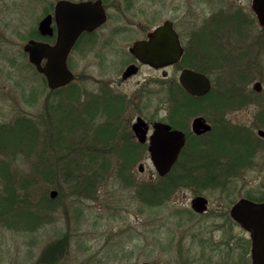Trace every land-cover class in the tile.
I'll use <instances>...</instances> for the list:
<instances>
[{
  "label": "rangeland",
  "instance_id": "1",
  "mask_svg": "<svg viewBox=\"0 0 264 264\" xmlns=\"http://www.w3.org/2000/svg\"><path fill=\"white\" fill-rule=\"evenodd\" d=\"M56 1L0 0V125L27 117L39 130V139L52 143L47 151H42L40 142L31 156L17 150L13 158L7 157L9 167L18 174L17 178H28L35 176L34 168L42 169L49 156L57 167L54 170L58 171L54 186H50L47 177L33 188L32 201L57 191L55 202L46 211L47 218L37 228L16 230L0 225V264H44L46 248L56 243L61 244L62 250L54 264H240L241 248L249 235L229 222L228 211L241 198L264 199V139L256 135L258 129L264 130V71H252L245 80L244 73L240 72L213 74V79L218 77L217 83L220 82L214 85L211 95L217 97L215 110L205 107L210 99L198 104L201 108L192 102L196 110L185 111L188 122L194 116L203 115L217 119V124L223 127L215 128L202 140L190 138L184 148L185 157L197 149H209L208 157L216 158L214 165L217 159L221 161L220 166L229 163L232 169L223 167L228 173L220 176L217 186L175 188L160 205L150 204L143 190L160 181L147 152L140 150L137 160L127 169L120 171L119 164L111 162L106 171L98 170L100 176H95L91 195L79 193L63 181V163L70 159L78 161V147L82 150L94 140L95 131L104 132L103 123H119L115 138L102 147L105 153L113 151L110 146L121 143L129 119L136 114L166 121L169 110L162 102L157 84L152 87L155 94L149 102L139 95L146 80L151 77L157 80L160 73L143 69L130 82L120 85V74L95 66L99 59L81 45L69 57L68 66L75 76L70 83L72 87L59 95L51 94L45 79L28 63L22 47ZM223 80H233V86ZM256 81L262 85L259 93L252 89ZM106 85L114 91L104 88ZM72 90L80 98V103L75 104L77 115L86 122L74 124L72 121L71 129L63 131L59 144H54V123L50 122L48 111L51 102L66 98ZM118 94L129 97L126 105ZM241 99L245 101L240 105ZM229 124L243 129H237L234 136ZM248 133L254 135L256 146L249 155L251 161L245 157L242 164H234L230 159L236 160L238 154L235 151L229 154V149L236 148L244 157L248 147L242 141L245 136L248 138ZM233 137L235 145L230 142ZM70 142L77 146L76 151L71 150ZM140 164L142 172L138 171ZM70 171L75 173L77 169L71 167ZM197 195L209 201L205 214L191 212V199ZM246 255L250 262L249 251Z\"/></svg>",
  "mask_w": 264,
  "mask_h": 264
},
{
  "label": "flooded vegetation",
  "instance_id": "2",
  "mask_svg": "<svg viewBox=\"0 0 264 264\" xmlns=\"http://www.w3.org/2000/svg\"><path fill=\"white\" fill-rule=\"evenodd\" d=\"M61 1L73 4L90 3L104 13V21L98 27L93 30L83 31L79 35L68 55L67 66L70 55L81 45L82 49L93 53L92 56L99 59V61L95 60V66H99L105 71H115L120 74V80L118 81L120 85L130 82L143 69L160 73V78L157 80L154 77L146 80L144 86L141 87L139 95L141 99L149 102V98L155 94L153 88L157 84V87L161 90L162 102L165 106H168L169 110L168 116L166 115V121L147 119L140 114H136L133 119H129L128 125H126L127 134H130L134 143L144 148L146 152L148 139L153 132V125L157 122L165 123L172 129L179 130L184 134L185 145L182 151H184L190 138L202 140L207 136L209 137L215 128L223 129V127L217 124V119L211 120L209 117L203 115L194 116L188 122V117L185 113V111L191 112L196 110V105H193L194 103L192 102H196L197 108H201L199 105L210 99L211 101L206 103L205 107L209 110H215L217 97H214V95L209 96V94L214 90V85L220 82L217 83L218 77L213 79V74L240 72L244 73L243 80H245L248 78L247 74L252 71H264V26L260 25L253 9L255 0H58L51 9L46 11L43 17L45 18L48 15L52 17L51 27L53 35L50 37L43 36L37 26L35 32L33 31L35 38L29 37L22 47L27 60L28 55L24 52L23 48L28 41L33 40L55 45L57 40L55 9ZM263 1L260 0V2ZM254 29L258 30V33H254ZM158 31H162L164 36L170 39H175L178 47L181 49V55L174 63L155 67L140 61L132 52V49L138 42H148L150 40L149 36ZM165 39V37L162 38V40ZM169 53L170 49L167 48L160 51V55H168ZM129 68L135 69V73L127 78H123L124 72ZM184 70H191L205 75L211 85L210 91L201 97L191 96L185 92L179 81L180 74ZM74 80L75 76L73 74ZM223 81L226 84L229 82V80ZM229 83L233 86V80ZM255 83H260L261 85L260 81H256ZM104 88H109V86L106 85ZM104 88L102 92L105 91ZM179 89L184 92L182 95H180ZM172 93H175L178 97L172 99ZM118 98L122 99L125 105L129 100L128 96L120 94H118ZM136 98V96H133V99ZM243 100L245 101V99H241L238 104L241 105L244 102ZM174 102L181 103L182 105L179 117L173 116L172 109L176 105ZM197 117L204 119L205 123L211 127L210 131L200 135L193 132V121ZM137 119H142L148 129L147 142L143 144L137 141L132 130V125ZM224 126H228V123ZM230 126L233 127L231 132L233 131L234 136L237 129H240L239 131L243 129L240 127L235 128L233 125ZM259 131L264 133V130L258 129L256 131V135L263 140L264 136H260L258 134ZM248 134V138L245 136L244 141L240 139V141L244 142L245 147H248V149H245L244 157L240 152L236 151V148L233 150L229 149V154L234 151L235 154H238L236 160L229 158L234 164H242L246 161L245 157L247 161H251L249 155L255 151L256 146L254 135L252 133ZM230 142L235 145L236 140L234 137ZM216 148H220V145H217ZM229 211V222L231 221L236 224L231 219ZM191 212L195 213L192 210Z\"/></svg>",
  "mask_w": 264,
  "mask_h": 264
},
{
  "label": "trees",
  "instance_id": "3",
  "mask_svg": "<svg viewBox=\"0 0 264 264\" xmlns=\"http://www.w3.org/2000/svg\"><path fill=\"white\" fill-rule=\"evenodd\" d=\"M31 38H35V36L32 34ZM71 87L72 84H69L64 88L50 92L53 95H59L65 89ZM179 90L180 95H182L184 92L181 89ZM72 91L73 92L67 95L66 98L63 97V99L61 97L56 100V102H51L48 118H50L51 123H54V125H52L55 130L54 144H59L63 131L71 129L69 126L72 127V121L74 124L79 122L85 124L86 122L82 116L77 115L78 111L75 108V104L80 103V98L74 95V90ZM212 93L213 91L209 96H211ZM177 97L175 93H172V99ZM175 104L176 105H174L172 109L173 116L179 117L181 113L180 107L182 105L181 103ZM66 123L68 126L65 125ZM118 124L119 123L115 121L103 123L105 127L103 130L104 132L98 134L95 131L93 133L94 140H92L94 142L91 141L87 143V145L82 148L84 151L79 150V147L77 149V146H74L72 142L69 143L71 150H78V154L76 155L80 159L78 161L70 159L63 163L65 171L62 178L63 181L72 185L79 193L87 192V195H91L90 188L97 179L95 176H100L98 170H103V172L106 171L111 162L118 163L120 171L124 168L127 169V166L129 167L137 160L139 151H145L144 148L134 143L132 136L126 132V136L121 142L122 144L119 142L117 146H110L113 151H106L104 153L102 147L115 138L119 131ZM38 131L39 130L37 127L35 128L31 119L27 117H22L13 124L0 125V225L5 224L16 230L37 228L41 221L47 218L48 214L46 211L49 210L50 205L55 202V199H50L46 193L40 196L36 201H32L35 183L38 181L41 182L43 179L47 180V177H49L50 186L55 185L54 180L58 175V171L54 170L57 167L53 165L54 163L49 156L46 158L43 156L45 160L47 159L48 161L43 163L41 170L34 168L35 176H29L28 178H17L18 174L11 171L7 159V157L13 158V156L18 153L17 150L20 149L25 153H30L29 156H31L41 144L43 147L42 151H47V149L52 146V143L42 142L38 137ZM208 153L209 149L201 151L197 149L195 152L185 157V153L182 151L170 173L164 178H159L160 183L158 185L154 187L146 186L144 188L143 191L147 192V194L145 193V198L149 200L150 204L160 205V202L169 199V195L175 188L189 186H196L197 188L202 186V188H204L220 184V176L228 173L223 167L226 169L232 168L229 166V163H227L226 166H220L221 161L218 159V162L214 165L216 158L208 157ZM83 157H86V159ZM71 167L76 168L77 172H71ZM32 179H34V181ZM247 198L255 202L264 201L263 198H254L250 196H247ZM241 249L243 255L239 263L250 264L246 255L250 249V241L244 240ZM61 250L60 243L49 245L45 250L46 261L44 260L43 263L54 264L57 262L58 254Z\"/></svg>",
  "mask_w": 264,
  "mask_h": 264
},
{
  "label": "water",
  "instance_id": "4",
  "mask_svg": "<svg viewBox=\"0 0 264 264\" xmlns=\"http://www.w3.org/2000/svg\"><path fill=\"white\" fill-rule=\"evenodd\" d=\"M253 9L261 26H264V1L255 0ZM57 25V40L55 45L40 43L33 40L27 42L23 50L28 55L29 63L36 72L42 75L49 90L54 91L69 85L73 81V74L67 66V58L71 48L83 31L93 30L104 21L103 11H99L90 3L73 4L61 1L55 9ZM52 17L43 18L39 24V32L43 36H52ZM166 38L162 40V38ZM148 42H138L132 52L145 64L160 67L164 64L176 62L181 49L175 39L164 36L158 31L149 36ZM164 48L170 49L168 55H160ZM135 73V69L129 68L124 72L123 78ZM179 81L185 92L191 96L201 97L206 95L211 85L203 74L191 70H184ZM255 92L261 91L260 83L253 85ZM193 132L197 135L210 131L211 127L205 123L202 117L193 121ZM132 130L141 144L147 142V125L142 119L132 125ZM260 136H264L259 131ZM147 154L159 177L166 176L176 163L184 145V134L169 125L157 122L153 125V132L147 143ZM138 171H143V165L138 166ZM50 199L57 197V191L49 193ZM209 201L206 197L197 195L191 199L190 208L197 214H203L208 210ZM231 219L249 235L251 264H264V201L255 202L246 198L236 201L229 211Z\"/></svg>",
  "mask_w": 264,
  "mask_h": 264
}]
</instances>
